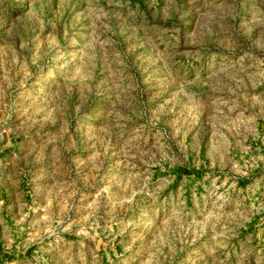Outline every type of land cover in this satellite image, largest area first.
I'll use <instances>...</instances> for the list:
<instances>
[{
    "label": "rangeland",
    "instance_id": "obj_1",
    "mask_svg": "<svg viewBox=\"0 0 264 264\" xmlns=\"http://www.w3.org/2000/svg\"><path fill=\"white\" fill-rule=\"evenodd\" d=\"M0 264H264V0H0Z\"/></svg>",
    "mask_w": 264,
    "mask_h": 264
}]
</instances>
